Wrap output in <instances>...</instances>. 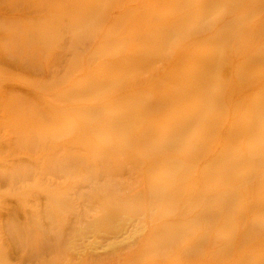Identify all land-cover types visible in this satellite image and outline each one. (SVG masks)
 <instances>
[{"label": "bare ground", "instance_id": "1", "mask_svg": "<svg viewBox=\"0 0 264 264\" xmlns=\"http://www.w3.org/2000/svg\"><path fill=\"white\" fill-rule=\"evenodd\" d=\"M111 1L90 0L92 7L79 6L67 21L50 19L47 28H54L49 31L45 24L41 26V30L45 27L41 40L47 44L66 32L74 44L80 43L82 30L90 26L85 38L91 48L87 77L60 92L88 101L90 107L63 114L48 106L39 112L36 106L13 110L9 123L18 130L12 144L3 140L4 147L0 146V181L21 187L28 183L53 196L60 193L48 185L75 179L87 182L86 190L69 196L74 208L67 213L75 216L78 231L102 228L97 232L107 235L113 249L105 255L79 249L76 259L81 264H117L143 248L141 240L122 238L130 227L129 218L122 214L138 208L144 187H149L151 198L174 201L190 181L206 176L195 175L201 167H210L211 181L220 186L216 195L235 194L234 181L254 178V189L234 195V207L252 211V216L246 212L242 218H249L257 231L263 228L257 242L244 251L257 245L264 249V0H147L111 20L102 35L110 36L111 42H106L94 36L96 24L90 21L103 18ZM228 14L234 20L218 29L217 19ZM202 32L215 37L187 41ZM47 34L51 35L48 42ZM104 52H122V62L104 59L96 64ZM237 57L242 61L232 76L228 63ZM145 71L151 77L142 80L143 88L133 95L132 82ZM254 84L256 90L236 97ZM55 118L64 123L57 126ZM135 130L138 138H128ZM53 141L59 145L54 147ZM18 150L38 151L41 158L35 165L30 158L15 166L10 156ZM144 160L148 162L142 171ZM70 190L80 188L73 185ZM39 200L40 195L33 196V201ZM63 202L57 205L60 210L66 209ZM83 203H92L91 213L82 210ZM222 211L218 222L231 223ZM41 214L53 223L48 208ZM146 238H151L150 232ZM178 245L176 238L159 260L178 257ZM259 257L264 259V252Z\"/></svg>", "mask_w": 264, "mask_h": 264}, {"label": "rangeland", "instance_id": "2", "mask_svg": "<svg viewBox=\"0 0 264 264\" xmlns=\"http://www.w3.org/2000/svg\"><path fill=\"white\" fill-rule=\"evenodd\" d=\"M89 2L90 0H0V137L7 135L0 139V146L4 147L3 140L12 144L16 138L18 129L11 126L9 121L13 120V110L17 108L36 106L39 112L48 106L54 113L63 114L90 107L88 101H77L60 93L70 88L74 82L79 84L87 77V60L91 48L85 38L90 26H85L86 29L82 30L80 36L84 37L83 41L77 44L72 42L69 32L55 35L58 36L57 39L53 34L50 44L41 40V35L45 32V27L41 30L43 24L47 30L52 29L54 27L47 28L46 24L50 19L64 17L67 21L79 6L90 8L92 3L89 5ZM146 2L147 0H112L108 3L110 8L103 18L100 16L95 20L91 19L90 25L96 24L94 36L111 42L110 36L102 38L111 20ZM247 18L248 16L244 19ZM233 20V14L225 15L220 20L217 19L216 27L220 29ZM47 36L46 42L51 35ZM214 37L210 32H202L191 36L187 41H209ZM104 59L109 63L122 62L123 53L104 52L95 63ZM241 61L242 58L237 57L228 63L232 76ZM147 77H151V74L145 71L144 76L133 80V95L143 88L140 83ZM256 88L257 84H254L251 88L242 89L237 92L236 97H245ZM2 115L4 118H1ZM2 121L7 123L1 126ZM62 123V118H55L57 126ZM137 133L135 130L128 133L127 137L138 138ZM51 144L54 147L59 145L55 141ZM40 155L38 151L29 153L18 150L10 156V161L15 166H20L23 164L20 161L33 158L30 163L35 165L41 158ZM147 162L148 160H144L140 166L142 171ZM209 169L210 167L198 168L195 175L206 176H202L199 182L190 181L184 194H179L180 198L174 201L163 196L151 198L147 193L149 187H144L146 192L143 197L140 196L138 208L122 214V217L129 218L130 224L122 238L130 242L141 240L143 248L137 255L117 264H264V259L259 257L264 252L262 245L244 251L257 242L263 234V228L257 231L249 223V218H242L246 212L250 216L252 211L242 212L234 207V195L254 189L256 180L248 178L245 181L242 178L231 185L235 194L216 195L220 186L211 181L210 176L213 174ZM123 177L128 178V175L123 174ZM23 185L21 187L12 181H0V264H81L76 259L79 249L82 253L93 251L100 255L112 252L107 235L97 232L102 228L87 229L88 232L78 231L75 216L67 213L74 208L73 199L69 196L86 190L89 185L87 182L75 179L47 186L51 191L60 193L59 196L42 194L40 188H32L28 183ZM73 185L79 187L80 191L73 193L70 190ZM35 195H40L39 201H33ZM64 195L68 197L64 198ZM27 196L25 202L24 197ZM62 201L66 205L64 210L57 206ZM23 203H27L26 206ZM46 208L49 209L52 224L41 214ZM81 208L91 213L92 203H83ZM220 210L230 218L231 223L218 222ZM88 217L92 215H86ZM82 220L84 226L87 220ZM149 232L151 238H146ZM176 238L179 239L178 257L161 262L159 257L170 251L171 243Z\"/></svg>", "mask_w": 264, "mask_h": 264}]
</instances>
